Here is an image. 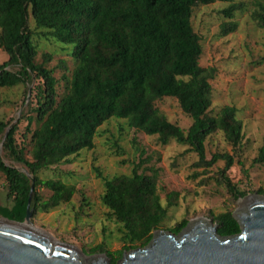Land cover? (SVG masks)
<instances>
[{
    "label": "trees",
    "instance_id": "obj_1",
    "mask_svg": "<svg viewBox=\"0 0 264 264\" xmlns=\"http://www.w3.org/2000/svg\"><path fill=\"white\" fill-rule=\"evenodd\" d=\"M211 0H0V47L8 58L0 63V87H14L38 79L35 87L34 114H23L29 133L30 159L25 147L16 139L18 123L0 119V173L6 183L5 196L10 205H0V216L23 221L30 186L32 214L47 212L68 202L75 187L55 178H40L39 173L66 161L82 149L94 146L98 127L111 118L123 119L129 128L157 135L165 144L175 140L195 152V165L209 167L224 161L220 175L227 189L244 196L226 174L233 165L227 152L205 155V140L214 131L223 133L233 146L241 143L242 123L236 108L226 105L215 115L208 114L211 84L215 69L199 65L202 49L199 35L191 25L193 7ZM252 17L264 27V0H253ZM239 4L230 3L222 9L232 18ZM44 29L42 35L63 45H73L71 70L65 93L58 97V79L47 67L50 55L41 62L37 55L28 16ZM236 23L222 24L220 33L233 31ZM15 66L16 70L11 67ZM164 96L174 97L192 122L187 129L170 122L155 107ZM35 127L31 129V125ZM26 165L31 177L5 164L1 152ZM253 163L264 164V140ZM141 163V162H140ZM139 164L129 174L111 177L94 171L102 178L104 191L101 202L120 224L122 247L112 252L109 264H116L123 253L145 246L158 230L166 214V206L157 192L158 173L138 172ZM37 187L50 191L42 198ZM258 193L264 195L259 188ZM176 192L166 195V205H173ZM32 217V216H31ZM31 220V218H30ZM218 234L228 236L240 229L230 211L214 216ZM186 219L171 230L180 232ZM106 251L103 245L91 249ZM115 254V255H114Z\"/></svg>",
    "mask_w": 264,
    "mask_h": 264
},
{
    "label": "rangeland",
    "instance_id": "obj_2",
    "mask_svg": "<svg viewBox=\"0 0 264 264\" xmlns=\"http://www.w3.org/2000/svg\"><path fill=\"white\" fill-rule=\"evenodd\" d=\"M230 3L240 5L232 18L221 12ZM255 7L253 0H211L194 6L191 15V25L200 37L202 49L199 65L215 69L210 79L212 91L208 114L215 115L226 105L234 106L236 117L243 126L241 143L235 147L222 132L209 134L204 143L205 155L207 159L216 152L232 155L233 165L226 174L236 188L245 193L244 196L232 194L225 186L220 175L223 160L209 167L195 165L197 155L188 150V145L172 139L163 144L157 135L129 128L123 119L111 118L98 127L93 148L82 149L66 161L39 173L40 178H55L73 185L75 192L68 202L47 212L36 211L32 214L31 225L51 234L56 241L74 245L85 255L103 253L109 259L123 242L120 224L101 202L104 183L94 167H98L103 176L111 177L129 174L137 163L138 172L150 173L149 168L157 170V192L161 203L166 206L159 229L169 230L182 219L190 225L199 218L216 224L214 216L227 211L238 220L235 212L240 202L237 200H244L253 193L263 195L257 190H264V164L252 162L264 140V27H260L252 17ZM228 21L235 22L236 28L222 35L220 28ZM28 26L37 49L35 60L41 62L45 55H50L46 65L53 69V75L59 81L57 95L61 97L76 62L71 55L73 45H63L51 37H44V29L37 27L30 15ZM7 58L0 47V63ZM11 69L16 70V67ZM38 83L40 81L33 78L26 84L0 87V119L9 125L18 123L17 143L25 147L28 159L30 134L23 136L27 122L22 115L34 114L32 107ZM154 105L170 122L184 130L192 122L174 97L164 96ZM34 127L35 123L31 129ZM1 155L5 164L30 175L26 165L14 161L3 151ZM37 191L44 199L50 195L44 187H37ZM169 192L177 193L171 206L166 205ZM5 193L6 183L0 173L2 206L11 204ZM97 245H103L106 251L92 252L91 249Z\"/></svg>",
    "mask_w": 264,
    "mask_h": 264
},
{
    "label": "water",
    "instance_id": "obj_3",
    "mask_svg": "<svg viewBox=\"0 0 264 264\" xmlns=\"http://www.w3.org/2000/svg\"><path fill=\"white\" fill-rule=\"evenodd\" d=\"M33 190L31 185L23 221L0 216V264H109L103 253L85 255L32 226ZM237 201V233L220 235L216 224L199 218L178 233L155 230L148 244L123 253L116 264H264V195Z\"/></svg>",
    "mask_w": 264,
    "mask_h": 264
},
{
    "label": "bare ground",
    "instance_id": "obj_4",
    "mask_svg": "<svg viewBox=\"0 0 264 264\" xmlns=\"http://www.w3.org/2000/svg\"><path fill=\"white\" fill-rule=\"evenodd\" d=\"M22 225H27V224H22ZM55 242H57V241L55 240Z\"/></svg>",
    "mask_w": 264,
    "mask_h": 264
}]
</instances>
